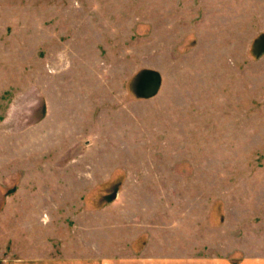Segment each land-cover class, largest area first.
Segmentation results:
<instances>
[{
  "label": "rangeland",
  "instance_id": "rangeland-1",
  "mask_svg": "<svg viewBox=\"0 0 264 264\" xmlns=\"http://www.w3.org/2000/svg\"><path fill=\"white\" fill-rule=\"evenodd\" d=\"M0 231V264H264V0H0Z\"/></svg>",
  "mask_w": 264,
  "mask_h": 264
},
{
  "label": "crops",
  "instance_id": "crops-1",
  "mask_svg": "<svg viewBox=\"0 0 264 264\" xmlns=\"http://www.w3.org/2000/svg\"><path fill=\"white\" fill-rule=\"evenodd\" d=\"M35 190H37V187L35 186H32V189L30 188V190L28 191L30 197H31V194L36 193ZM18 191H19V187L18 189L16 188L14 192L12 191L11 195L9 193H6V195L4 196L5 197L4 198V211L6 210L10 211L11 207L14 209L16 208L17 202L19 203V201L17 200ZM30 202H32V199L30 200ZM16 210L17 208L15 209V212ZM10 220H11V226L17 225V221H16L17 218H16L15 213L12 215ZM0 233L3 235L2 231H0ZM9 234L11 235L12 232H9ZM140 236L141 238L146 239V244L143 247H140V245L134 246L133 245L134 241H132L133 237L131 238L128 237L126 241L130 239L132 243L130 246L127 245V247H124V250L125 248L129 249L130 247L132 252L119 255L118 251L110 250L108 254H110V256L114 255V258L106 260L103 263H96V260H94L93 262H90V264H95V263L96 264H232L227 259H224L222 257L200 254L198 243L197 241L195 242V240H193V237H188V236L180 237V239L183 240L181 243H179L178 245L176 244L168 245L166 244L165 241H163L165 240V237H159L158 238L159 241L153 243L150 239V236L148 237L143 236V235H140ZM82 237H83L82 240H85V241L91 240L89 235L86 233H84ZM108 238L110 239L107 241H111V242L114 239L113 237H108ZM141 254L143 257L140 258V260L139 258L137 259L136 257ZM31 259L33 260L35 258L31 257ZM79 261L80 262L77 264H88L89 263L88 260L86 261V263L83 260L82 261L79 260ZM74 262L75 260H73L72 263L76 264V262L75 263ZM47 263L50 264L52 262L47 261ZM239 264H262V263L250 260V261H243Z\"/></svg>",
  "mask_w": 264,
  "mask_h": 264
},
{
  "label": "water",
  "instance_id": "water-1",
  "mask_svg": "<svg viewBox=\"0 0 264 264\" xmlns=\"http://www.w3.org/2000/svg\"><path fill=\"white\" fill-rule=\"evenodd\" d=\"M112 198H113V199L115 198V194L112 195Z\"/></svg>",
  "mask_w": 264,
  "mask_h": 264
}]
</instances>
